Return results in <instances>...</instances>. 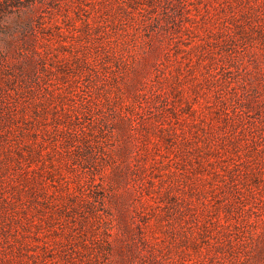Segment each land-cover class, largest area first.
I'll return each mask as SVG.
<instances>
[{
  "label": "rangeland",
  "instance_id": "374dc122",
  "mask_svg": "<svg viewBox=\"0 0 264 264\" xmlns=\"http://www.w3.org/2000/svg\"><path fill=\"white\" fill-rule=\"evenodd\" d=\"M23 2L0 264H264V0Z\"/></svg>",
  "mask_w": 264,
  "mask_h": 264
},
{
  "label": "trees",
  "instance_id": "16d2710c",
  "mask_svg": "<svg viewBox=\"0 0 264 264\" xmlns=\"http://www.w3.org/2000/svg\"><path fill=\"white\" fill-rule=\"evenodd\" d=\"M23 5V0H0V19H2L4 13H11L13 9L19 10Z\"/></svg>",
  "mask_w": 264,
  "mask_h": 264
}]
</instances>
